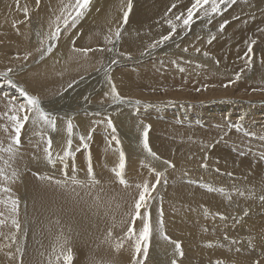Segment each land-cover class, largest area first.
Instances as JSON below:
<instances>
[{"label": "bare ground", "instance_id": "1", "mask_svg": "<svg viewBox=\"0 0 264 264\" xmlns=\"http://www.w3.org/2000/svg\"><path fill=\"white\" fill-rule=\"evenodd\" d=\"M127 2L91 0L86 14L75 27L62 33L51 54L39 64L37 62L38 65L30 71L18 72V79L27 90L41 100H51L48 104L40 101L43 109L56 117V130L42 122L33 124L30 119L21 132L19 160L12 161V167L7 171L15 169L20 174L10 187L12 195L21 202L19 220L22 231L24 224H29V239L24 242L22 232L14 244L0 237L4 243L0 242V264H17V259L9 260L5 255L15 253L17 247L24 250L23 264H46V256L56 244L58 226L54 221L57 218L64 226L65 235L70 237V246L75 254L73 264H130L132 250L127 244L116 253L113 244L102 241L112 223L111 217L115 216L119 222L128 211L137 195L135 185L146 179L155 181V174L150 169L163 172L167 180L166 185L162 180L158 188L162 197L163 233L169 240L163 239L152 247L153 257L147 264H172L173 259L177 264H216L217 260L224 264H255L257 261L264 264V203L257 206L250 203L254 200L259 202L258 197L264 194V162H259L260 154L264 153V140L260 139L264 136V121L256 116V108H253L254 103L262 104L264 101H253L252 96H264V61L258 79L251 81L263 87L253 89L252 84H248V93L244 83L230 78L229 71L250 55L246 49L252 40L264 42V0H238L223 14L213 16L211 22L194 18L191 30H182L184 33L181 35V28H178V38L173 39L172 45L165 42V46L157 48L149 46L169 34L171 29L167 19L179 23L173 15L177 9L165 17L168 9L173 3L178 9H186L190 0H132L138 7L132 19L128 18L130 23L124 24L123 12ZM25 6L29 10L27 17L23 13ZM60 8L61 0H42L38 10L35 0H18V4L17 0H0L1 70L16 69V73L17 67L34 61L32 56L41 47L40 41L50 31V24ZM225 22L224 32L214 37ZM118 27L122 29L121 38L113 52H90L85 57L73 51V47H113L104 43V37L112 35ZM37 33H40L39 37ZM256 51L262 52L258 57L263 60L262 48L253 49ZM121 52L126 55H120ZM27 53L31 56L24 60ZM126 56L133 57L124 61ZM103 59L108 64H103ZM112 59L118 60L117 63H111ZM90 72L97 77V81L90 84L93 91L83 90L86 87L73 90L62 104L63 99L57 95H61L65 87L79 77L88 76L87 81L94 80ZM106 73L123 98V106L113 101ZM5 80L0 75V117L8 111L6 104L26 103L20 91L11 88ZM206 100L218 103L212 108L204 106V109L171 108L172 102L181 106L183 101ZM219 101H231L235 107L222 105ZM237 105L244 109L241 115L237 113ZM215 108L225 111V120L216 118ZM109 119L115 132L107 127ZM69 120L73 124L71 135L67 132ZM203 121L207 122L204 126L209 127L207 130L197 127ZM7 123L6 118L0 119V143L4 146L8 140L2 128ZM212 126L217 130L209 132ZM146 129L149 131V146L159 159L149 156L139 139L134 137L135 132L142 136ZM83 134L90 136L89 144L79 139ZM48 139L52 141L54 164L44 159ZM69 140L70 157L74 156V162L69 160L70 157L66 158L68 167L65 169L57 157L69 150ZM121 151L124 155L129 154L124 169L127 188L119 184L113 171L118 168ZM0 157L7 159L5 153H0ZM3 159H0V167H4ZM164 161H169L174 167H169ZM202 163H207L208 168H202ZM89 164L100 181L91 195H86L88 189L76 188L80 193L77 196L75 192L43 179L52 177L53 181H66L74 174L83 181ZM217 168L220 172L215 171ZM228 172L233 176L226 175ZM182 175L188 178L180 179ZM200 179L210 185L201 187L196 184ZM208 186L224 192H209ZM241 192L244 195H240ZM97 193L101 196L100 205L93 200ZM3 198L4 194H0V199ZM109 200H112L110 208ZM116 204L120 207L117 208ZM205 209L209 213L207 217ZM0 210H3V205H0ZM245 212H248L246 216ZM217 213L228 219L220 220ZM140 227L137 221V231ZM0 231L9 233L14 229ZM219 232H224L229 239L219 237ZM114 234L120 235V228L115 229ZM170 240L180 243L182 257L173 253L175 245ZM232 240L238 243L233 245ZM208 244L213 246L208 247ZM236 247L242 250L236 252ZM41 252L45 256H41Z\"/></svg>", "mask_w": 264, "mask_h": 264}, {"label": "snow or ice", "instance_id": "2", "mask_svg": "<svg viewBox=\"0 0 264 264\" xmlns=\"http://www.w3.org/2000/svg\"><path fill=\"white\" fill-rule=\"evenodd\" d=\"M42 0H35V8L38 10L40 8ZM236 0H190V5L186 7V9H178L177 4L173 3L171 7L168 9V12L165 14V17L168 16L169 13H173V9H177V13H173L174 20L179 23H175L173 19H167L168 27L171 29L168 35H164L160 40L151 44L150 48H155L157 46H162L166 41H169L172 38V35L176 33L178 28H183L184 30H190L192 24L195 22L194 18L205 20L206 22H211V19L215 15L222 14L228 7L232 4H235ZM18 4V0H17ZM91 4V0H68L67 3H64V0H61V8L59 14L55 16V19L50 24V31L44 34V38L41 39V47L37 48L36 51L40 53V59H44L45 56L51 54L53 52L54 47L56 46V42L61 38L62 32H67L69 28H73L76 26L77 22L86 14L89 6ZM132 0H128L126 5V10L123 12V23L126 24L128 21L129 13L132 9ZM23 13L27 17L29 15V10L25 6L23 8ZM226 24V22H225ZM225 24L220 25V30L222 31L225 27ZM15 26V24H14ZM54 26V27H53ZM121 28H117L112 35H106L104 37V43L106 45H113V47L108 48H76L73 47V51L82 54L87 57L90 52H113L116 43L119 42L121 38ZM37 36H40V33H37ZM211 43V41H209ZM256 43L255 40H252L248 45L247 52L251 54L253 52V45ZM187 51V49H184ZM199 51V49H197ZM120 55H126L125 53H119ZM205 56L208 53H204ZM31 56V53H27L23 59L27 60ZM130 58V57H129ZM19 59V57H17ZM111 63L115 64L117 61L112 59ZM248 63L251 64V57L249 56ZM183 71V69H180ZM12 69L9 68L7 72L2 73L5 78L8 77V73L11 72ZM106 78L108 79V83L111 85L110 95L113 101L118 103H123V98L118 94L116 87L112 84L110 76L106 73ZM241 78L240 74H236L235 80H239ZM234 82V81H233ZM8 83L13 87H17L11 79H8ZM71 87V85H69ZM227 87V85H225ZM20 95L24 97L26 103L20 105H5L8 109L4 113L3 117L0 119L6 118L7 124L3 126L2 130L7 133V146H4L0 143V153H6L7 159H3L4 167H0V194H4L3 199H0V205H3V210H0V229L11 228L14 231L9 233H5L4 231H0V237H4L10 240L13 244L16 243L17 237L22 232V225L19 220L20 215V200L18 197L12 195L11 184H14L16 180L19 178V172L15 169H12L11 172H8L7 169L11 168V162L15 160L20 147H21V132L25 128V125L32 120L33 124L37 122H42L43 124L50 127L53 131L56 130V117L51 113L45 111L41 105V101L38 97L29 95L23 88L19 89ZM105 95H109L106 93ZM138 103V102H137ZM34 113V116L31 115ZM107 127L111 128L113 132H115V128L112 124V121L109 119L107 121ZM67 132L69 135L73 132V124L71 120L67 122ZM90 138V136L88 137ZM81 141L85 139V137L80 138ZM115 140L116 138L113 137ZM260 139L264 140V136L260 137ZM119 143V141H117ZM47 146L44 149V159L50 163L54 164L55 161L53 159L52 152V141L48 139L46 141ZM87 145H85L86 147ZM143 149L148 153L149 156L159 159L158 156L154 152H152L149 143H148V131L147 129L143 133V141H142ZM68 149L64 151L63 156H58L57 159L61 164L64 165L66 169L68 165L65 163V159L72 155L71 153V140L68 141ZM244 155V153H241ZM206 159V157H205ZM259 162H264V153H261L259 156ZM169 167H174L169 161H164ZM126 167L125 155L123 151L119 153V165L117 169H113L114 175L118 180L119 184L123 185L125 188L129 187L127 180L124 177V169ZM202 168L207 169V163L201 164ZM75 171V169H73ZM216 172H220V169H215ZM150 172L155 174V181L150 182L149 180H144L142 183H138L135 185L137 189V195L133 198L132 204L128 206V211L123 214V218L117 222L115 216L111 217L112 223L109 229L106 232L105 239L102 243L113 244V250L116 253H119L127 244L128 247L132 250V257L130 260V264H145V261L149 255L150 241L153 235L152 228V217H151V201L157 199L156 196L153 195L156 192L157 186L163 183L166 185L167 180L164 177L163 172H156L155 169H150ZM224 174V173H221ZM229 177L233 176V173H226ZM65 176L67 177V172H65ZM50 182H54L57 187L70 190L75 192L77 196L80 195L79 192H76V188L88 189L86 195H91L92 191L100 184V181L96 179L91 164H89L87 177L85 180H79L76 175H72L66 181L55 180L53 181L52 177H44ZM189 183H194V181H189ZM201 187H205L201 185ZM103 191V189H101ZM207 191L213 192L218 191L223 193V189H216L211 186L207 187ZM240 195H244L243 192ZM114 200V198H112ZM162 199V198H161ZM230 199V197H229ZM261 203H264V194H261L258 197ZM94 202L97 205H100L101 196L97 193L93 197ZM112 200L108 201L109 208L111 207ZM116 207L119 208L120 205L116 204ZM107 214V213H106ZM248 213L245 212L246 216ZM205 217L209 215L208 211L205 209L204 211ZM220 220H227L228 217L217 213ZM159 234L162 236L164 240H169V238L163 233V209H159ZM139 221L141 227L137 231L136 222ZM238 222V221H237ZM54 223L58 226V234L56 236V244L53 246L52 251L46 256V264H73V250L70 246V237L65 235L64 226L61 225L59 218H57ZM126 226V227H125ZM120 228L121 234L115 235L114 230ZM68 231L71 232V228H68ZM25 236L26 232L23 233ZM225 240H228L229 237L225 235ZM114 242V243H113ZM175 245V253L180 257L183 256V251L181 250V245L178 242L171 241ZM238 241L232 240L231 244L235 245ZM251 241H249V245L251 246ZM208 247H212V244H208ZM6 247H10V245H6ZM242 249L240 247H236L235 251L240 252ZM18 254V256H17ZM8 256L9 260L17 259V264H23V255L24 250L22 247H17L15 249V253L8 252L5 253ZM41 256H45L44 252L40 253ZM172 264H177V260L173 259ZM216 264H224L223 261L217 260ZM255 264H259V262H255Z\"/></svg>", "mask_w": 264, "mask_h": 264}, {"label": "rangeland", "instance_id": "3", "mask_svg": "<svg viewBox=\"0 0 264 264\" xmlns=\"http://www.w3.org/2000/svg\"><path fill=\"white\" fill-rule=\"evenodd\" d=\"M139 2H143V0H138ZM238 0H236V2H237ZM132 5L134 6L133 8H132V10H131V12H130V14H129V17L128 18H130V19H132V17L134 16V12L137 10V4L134 2H132ZM232 5H234V4H232ZM231 5V6H232ZM230 6V7H231ZM230 7H228L225 11H223L222 12V14L224 13V12H226ZM135 8V9H134ZM129 21V22H128ZM128 21H127V23L126 24H129L130 23V21L131 20H129L128 19ZM194 25V23L192 24V26ZM226 25V24H225ZM191 29H192V27H191ZM190 29V30H191ZM182 30L185 32H188L189 30H184V29H180V31H181V35H183V33L184 32H182ZM218 32L217 33H215L213 36L214 37H216V36H218L219 35V33H223L224 32V29L221 31L220 30V27H219V29L217 30ZM39 32H40V30H39ZM41 33V32H40ZM63 33V32H62ZM62 35V34H61ZM125 34H123L122 36H124ZM176 38H178L177 37V33H175L174 34V36L169 40V41H166L168 44L167 45H172V43H174L175 41H173V39L175 40ZM163 46H165V45H162V47ZM158 47V46H157ZM157 47H155V48H157ZM253 47V49H259V48H262V50L264 51V42H262V41H260V40H256V43L252 46ZM247 49H248V47H247ZM246 49V50H247ZM260 53H262L261 51L260 52H258V51H256V52H252V54H250L249 56L251 57V64H249L248 63V59H249V56H247V57H245V58H243L242 59V63H238V64H236V66H235V68H233V69H230L229 68V71H230V74H231V79H234V81H236L235 80V76H236V74H240V76H241V78L239 79V80H241V82H239L238 80H237V83H244L245 84V91L248 93L249 92V89H248V84H252L251 85V88H253V89H258V88H261V87H263V86H260V85H258V84H256V85H254L253 83H251V81H252V79H258V74L261 72V70H262V65H261V63H263V61H264V59L263 60H261L258 56H259V54ZM37 54H38V56H37ZM39 52H37L36 54H34L33 56H32V58H35L34 59V61H32V62H30V63H28V64H26V65H24L23 67H17L18 68V71L15 73V70L16 69H12V71L11 72H9L10 74H9V76L7 77V78H5L6 80H5V82H7L8 83V78L9 79H11V81L17 86V87H13L11 84H9L8 83V85L11 87V88H13V89H18L19 90V88H22L23 87V89L25 90L26 89V91H27V93L28 94H30V95H34L31 91H29V90H27V88L25 87V85H23L22 84V82H20L19 81V79H18V72H20V73H25V72H28V71H30L31 69H33V68H35L40 62H41V60H44L45 59V57H44V59H40V57H39ZM130 57V59L133 57V56H129ZM129 57H127L126 56V58L125 59H123L124 61L126 60V59H129ZM38 58H39V60H38ZM111 59V58H110ZM104 61H102V62H104L103 64H108V61L106 60V59H103ZM112 61V60H111ZM116 61H118V60H116ZM37 62H38V64H37ZM101 62V63H102ZM35 63V64H34ZM109 63H110V60H109ZM20 69V70H19ZM2 73H5V71H3V70H1L0 69V74H2ZM90 73H92V72H90ZM92 75L95 77L94 78V80H89V81H87V79H88V76H86V77H79V78H77L76 80H75V82H73V83H71L72 85H71V87H69V85L68 86H66L65 87V89H64V91L61 93V95H57V97H60L61 98V100H62V104H64L65 103V101L67 100V99H69V96L70 95H72V92L71 91H73V90H77V89H82V88H85V89H83V90H85V91H93V88H92V86H90V84L92 83V82H94V81H97L96 80V75H95V73H92ZM223 80H228L229 81V79H226V78H223ZM82 82V83H81ZM85 82V83H84ZM80 83V84H79ZM227 83V82H226ZM77 84H79V85H77ZM21 85V86H20ZM200 86H202V85H200ZM89 87V88H88ZM250 88V87H249ZM264 88V87H263ZM207 88H204V90H206ZM252 90V89H251ZM253 91V90H252ZM205 92V91H204ZM65 93V94H64ZM35 96V95H34ZM252 96H254L253 97V101H258V100H261V101H264V96H261V94H257V96L256 95H252ZM259 96V97H258ZM23 97V96H22ZM66 97V98H65ZM24 98V97H23ZM64 99H65V101H64ZM246 98H244L243 100H245ZM41 100V99H40ZM165 100V99H164ZM41 101H45L47 104H48V102L49 101H51L49 98H46V99H43V100H41ZM140 100H137V102H139ZM252 101V102H253ZM141 102V101H140ZM164 102V101H163ZM207 102V103H206ZM106 104H110V102H105ZM142 103V102H141ZM173 104H172V106H171V108H177V107H186V108H190V109H197L198 107H203V109H204V106L205 107H209V108H212L214 105H216L218 102H216L215 100H212L211 102H209V101H194L193 103H188L187 101H183V104L181 105V106H179L178 104H176L175 102H172ZM219 103L220 104H230V105H232V106H234L235 107V104H231V101L230 102H224V101H219ZM198 104V105H197ZM202 104V105H201ZM239 104V103H238ZM264 103H254L253 104V108L255 109L256 108V110H255V112H257V117H261L260 118V120L261 121H264V105H263ZM119 106H123V105H121V103H119L118 104ZM191 105V106H190ZM251 105V104H250ZM44 107H48V105H43ZM142 106H143V103H142ZM236 108H238V111H237V113H238V115H241L242 114V112H243V110L244 109H242V108H240L239 107V105H237V107ZM215 110V114H216V118L219 120V121H223V120H225L224 119V115H225V111L222 109V108H215L214 109ZM244 113V112H243ZM248 113V112H247ZM246 113V114H247ZM52 114V113H51ZM245 114V115H246ZM52 115H54V114H52ZM263 119V120H262ZM229 121H232V123H234L235 122V119L234 120H232V119H230L229 118ZM207 124V122L206 121H203V124L201 125V126H197L199 129H202V130H207L208 128H206V127H204L205 125ZM208 124H210V123H208ZM215 127L214 126H212L211 127V129L209 130V132H214L215 131ZM214 130V131H213ZM217 130V129H216ZM148 133H149V131H148ZM77 134V133H76ZM157 134H159L160 135V132H158ZM239 134V133H238ZM83 137H85V139L83 140V142L84 143H86V144H89L88 142H89V138H88V136L87 135H85V134H83L82 135ZM81 135H79V139L82 137ZM116 137H119V136H117L116 135ZM134 137H136L137 139H139L138 140V142L140 141V143H142V139H143V134H142V136L141 135H138V133L137 132H135V136ZM139 137V138H138ZM169 139H171V137L169 138ZM83 143V145L85 146V144ZM20 152V151H19ZM90 152V151H89ZM92 153V152H91ZM6 154V153H5ZM32 154V153H31ZM7 155V154H6ZM74 156H72V157H70L69 158V160H71L72 162H74ZM128 158H129V154L128 153H125V162H126V167H127V163H128ZM237 159H239V158H237ZM15 160H19V157H18V155L16 156V158H15ZM243 161H246L245 159H242ZM90 161H91V159H90ZM74 168L76 167L75 165L73 166ZM89 167V166H88ZM126 167H125V169H126ZM93 169V168H92ZM93 172H95V170L93 169ZM47 174H52V173H47ZM186 177L187 176H185V175H182L181 176V178L180 179H186ZM188 178V177H187ZM19 179V178H18ZM196 181H198V183H196V184H200V185H210V184H205V183H203V180H196ZM39 187H41V185L39 186ZM38 187V188H39ZM159 186H157V189H156V192H154L153 193V195L154 196H156L157 197V199H155V200H153V201H151V208H150V212H151V217H152V228H153V235H152V238H151V241H150V248H149V255H148V258H147V260L145 261V264H147V262L153 257V248L157 245V244H159V242H161L162 240H163V238L160 236V234H159V231H158V229H159V219H160V217H159V209L160 208H162V203H161V194H160V192H159V188H158ZM250 203H251V206H257V204L258 203H260L261 204V202L259 201H250ZM155 209V210H154ZM156 213V214H155ZM248 213V212H247ZM154 214V215H153ZM156 220V221H155ZM158 221V222H157ZM163 226H164V220H163ZM214 230H212V232H213ZM24 232H26L28 235H24L23 233ZM22 237H23V240H24V242H25V240L26 241H28L27 239H29V224H24V227H23V231H22ZM218 235H219V237H222V236H225L224 235V232H219L218 233ZM156 238V239H155ZM1 243L3 242V240L2 241H0ZM170 242H171V240H170ZM225 243V242H224ZM2 244H4V243H2ZM153 247V248H152ZM173 253H175V251L173 252ZM74 260H75V254H73V262H74Z\"/></svg>", "mask_w": 264, "mask_h": 264}]
</instances>
